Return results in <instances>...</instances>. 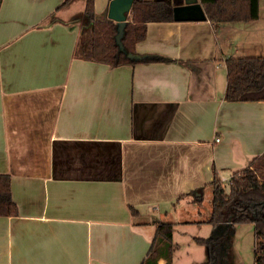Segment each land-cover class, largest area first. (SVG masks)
Here are the masks:
<instances>
[{
	"label": "crops",
	"instance_id": "0c3cea01",
	"mask_svg": "<svg viewBox=\"0 0 264 264\" xmlns=\"http://www.w3.org/2000/svg\"><path fill=\"white\" fill-rule=\"evenodd\" d=\"M63 1L0 0V174L19 210L0 216V264H142L158 222L175 223L176 264L213 231L214 170L264 153V101L225 100L226 60L264 56V11L149 22L136 51L167 61L112 67L77 58L85 1Z\"/></svg>",
	"mask_w": 264,
	"mask_h": 264
},
{
	"label": "trees",
	"instance_id": "16d2710c",
	"mask_svg": "<svg viewBox=\"0 0 264 264\" xmlns=\"http://www.w3.org/2000/svg\"><path fill=\"white\" fill-rule=\"evenodd\" d=\"M79 0H64L57 11L66 9ZM82 20L89 33L77 46V58L104 63L112 67L167 61L157 56L140 55L136 44L146 38L149 22L174 21V6L180 0H135L131 20L123 36L125 51L116 42L117 24L110 19H100L96 14L95 0H84ZM207 20L214 26L222 23H249L260 17V0H199ZM54 14L50 22H54ZM132 54V57L127 55ZM228 102L264 101V56L231 57L226 60ZM227 190L214 170L212 214L206 222L212 226L208 238H195L196 244L207 250V260L201 264H215L217 245L239 225L250 224L254 228V264H264V153L257 156L243 170L235 172ZM196 202H202L203 189L198 190ZM132 209L134 216L138 215ZM19 213L13 200L11 177L0 174V216L12 217ZM173 222L156 223L154 239L142 264H173L175 253Z\"/></svg>",
	"mask_w": 264,
	"mask_h": 264
},
{
	"label": "rangeland",
	"instance_id": "374dc122",
	"mask_svg": "<svg viewBox=\"0 0 264 264\" xmlns=\"http://www.w3.org/2000/svg\"><path fill=\"white\" fill-rule=\"evenodd\" d=\"M83 1L84 0H79L75 7L76 10L84 5ZM260 6L264 11V0H261ZM229 180H222L227 190L230 188ZM182 241L186 242L185 240ZM254 243L253 225H239L234 233H229L224 236L217 245L218 255L216 256L215 264H254ZM201 254L204 255L203 262L201 263H204L207 260L206 248L194 244L189 246L185 243L176 254V264H187L191 258L198 259Z\"/></svg>",
	"mask_w": 264,
	"mask_h": 264
},
{
	"label": "water",
	"instance_id": "95a60500",
	"mask_svg": "<svg viewBox=\"0 0 264 264\" xmlns=\"http://www.w3.org/2000/svg\"><path fill=\"white\" fill-rule=\"evenodd\" d=\"M135 0H111L109 6V18L117 24L116 42L120 52L125 51L123 36L129 22L128 17ZM175 21H205L206 13L199 0H180L173 8ZM129 57L131 53L127 52Z\"/></svg>",
	"mask_w": 264,
	"mask_h": 264
},
{
	"label": "built area",
	"instance_id": "2783aa9c",
	"mask_svg": "<svg viewBox=\"0 0 264 264\" xmlns=\"http://www.w3.org/2000/svg\"><path fill=\"white\" fill-rule=\"evenodd\" d=\"M217 141H220V139H217Z\"/></svg>",
	"mask_w": 264,
	"mask_h": 264
}]
</instances>
